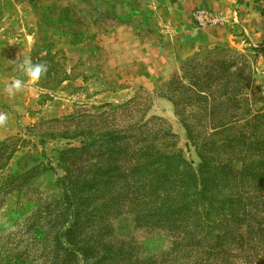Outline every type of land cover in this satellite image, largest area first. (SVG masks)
I'll list each match as a JSON object with an SVG mask.
<instances>
[{"label":"rangeland","instance_id":"obj_1","mask_svg":"<svg viewBox=\"0 0 264 264\" xmlns=\"http://www.w3.org/2000/svg\"><path fill=\"white\" fill-rule=\"evenodd\" d=\"M164 1L0 0V264H264V61Z\"/></svg>","mask_w":264,"mask_h":264},{"label":"crops","instance_id":"obj_2","mask_svg":"<svg viewBox=\"0 0 264 264\" xmlns=\"http://www.w3.org/2000/svg\"><path fill=\"white\" fill-rule=\"evenodd\" d=\"M164 2L168 14L178 17L176 24L170 21L169 26H174V31L179 32L180 59L184 60L195 54L217 49L238 53L251 49L258 54L256 65L259 66L264 61V0H165ZM5 11L4 8H0V14ZM198 12L217 16L220 22L202 27L195 15ZM234 12H237L235 17H233ZM2 20L6 22L7 17ZM8 101L6 97L0 98L2 105L8 106ZM6 134L7 128L0 126V143L4 141Z\"/></svg>","mask_w":264,"mask_h":264},{"label":"clouds","instance_id":"obj_3","mask_svg":"<svg viewBox=\"0 0 264 264\" xmlns=\"http://www.w3.org/2000/svg\"><path fill=\"white\" fill-rule=\"evenodd\" d=\"M19 69L22 72L24 79L11 78L4 88V91L10 98H14L18 93L22 92L28 81H39L48 70L44 63H33L29 59L22 60L19 63ZM7 121L8 114L6 112H0V126L5 125Z\"/></svg>","mask_w":264,"mask_h":264},{"label":"built area","instance_id":"obj_4","mask_svg":"<svg viewBox=\"0 0 264 264\" xmlns=\"http://www.w3.org/2000/svg\"><path fill=\"white\" fill-rule=\"evenodd\" d=\"M195 15L202 27L215 25L220 22L217 16H209L204 12H198ZM236 15L237 12H234L233 17H235Z\"/></svg>","mask_w":264,"mask_h":264},{"label":"trees","instance_id":"obj_5","mask_svg":"<svg viewBox=\"0 0 264 264\" xmlns=\"http://www.w3.org/2000/svg\"><path fill=\"white\" fill-rule=\"evenodd\" d=\"M191 92H192L194 95H199V93H202V92H200V91L196 92L195 90H194V91L191 90ZM1 144H2V143H1Z\"/></svg>","mask_w":264,"mask_h":264}]
</instances>
